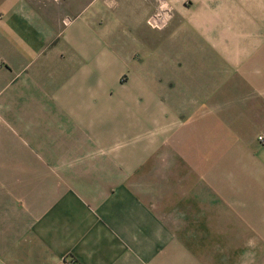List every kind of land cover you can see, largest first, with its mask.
I'll list each match as a JSON object with an SVG mask.
<instances>
[{"label":"crops","instance_id":"obj_1","mask_svg":"<svg viewBox=\"0 0 264 264\" xmlns=\"http://www.w3.org/2000/svg\"><path fill=\"white\" fill-rule=\"evenodd\" d=\"M189 1L205 10L211 0H0V116H12L0 123V264H181L179 237L165 243L162 218L132 192L131 167L119 166L126 156L116 155L120 131L109 90L120 93L116 73L129 62L131 48L140 47L131 37L152 32L149 15L171 5L175 18H183ZM192 15L187 27L201 18ZM140 51L147 59L148 47ZM83 105L90 115L66 150L74 156L35 157L29 141L19 140L18 124L34 123L23 115L68 114ZM245 161L230 162L243 174L236 181L242 187L244 177L263 181L264 159H248L256 174ZM263 195H251L250 208L242 209L248 217L239 220L264 241ZM217 212L228 221L223 209ZM200 219L226 224L216 213ZM186 253L188 264L210 261L195 249ZM236 260L243 264L242 256ZM256 260L264 264L261 255Z\"/></svg>","mask_w":264,"mask_h":264},{"label":"rangeland","instance_id":"obj_2","mask_svg":"<svg viewBox=\"0 0 264 264\" xmlns=\"http://www.w3.org/2000/svg\"><path fill=\"white\" fill-rule=\"evenodd\" d=\"M186 5L180 19L171 5L151 13L148 20L161 12L169 18L160 28L147 20L152 32L131 37L148 47V58L133 46L129 62L116 73L120 93L109 91L116 97L120 131L116 155L126 156L119 166L131 167L132 192L150 214L162 218L165 243L179 237L181 264L189 263V248L206 255V264H242L238 255L243 264H257L264 241L239 218L248 217L242 209L250 208L253 193L264 194V180L252 183L244 177L242 187L236 177L243 174L230 162L264 159V0H211L205 10L191 1ZM195 13L201 18L187 27L185 19ZM5 102V107L11 104L8 98ZM73 110L23 115L34 123L18 124L19 140L29 141L35 157L74 156L67 147L78 140L91 108ZM6 119L12 116H0V123ZM247 161L244 168L256 174ZM261 199L264 205V195ZM222 209L230 222L217 212ZM205 213H216L226 224L211 226L200 219Z\"/></svg>","mask_w":264,"mask_h":264},{"label":"built area","instance_id":"obj_3","mask_svg":"<svg viewBox=\"0 0 264 264\" xmlns=\"http://www.w3.org/2000/svg\"><path fill=\"white\" fill-rule=\"evenodd\" d=\"M53 1L60 2V1H63V0H53ZM164 14H166V13L165 12H161V13H157L156 15L151 16L149 18V20H148V23L154 28H160L161 26H163V24L162 25H158L155 20L158 19L159 21H161V19L164 17Z\"/></svg>","mask_w":264,"mask_h":264},{"label":"bare ground","instance_id":"obj_4","mask_svg":"<svg viewBox=\"0 0 264 264\" xmlns=\"http://www.w3.org/2000/svg\"><path fill=\"white\" fill-rule=\"evenodd\" d=\"M169 17H163L162 19H161V21H159L158 19H156L155 21H156V23L158 24V25H162V24H164V23H166L167 22V19H168ZM155 23V24H156Z\"/></svg>","mask_w":264,"mask_h":264}]
</instances>
